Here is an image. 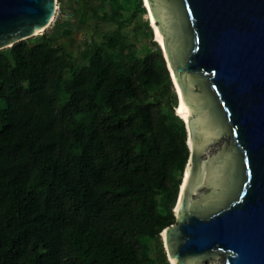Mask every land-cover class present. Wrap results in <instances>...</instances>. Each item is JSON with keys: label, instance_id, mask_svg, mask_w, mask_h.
<instances>
[{"label": "trees", "instance_id": "1", "mask_svg": "<svg viewBox=\"0 0 264 264\" xmlns=\"http://www.w3.org/2000/svg\"><path fill=\"white\" fill-rule=\"evenodd\" d=\"M77 8L114 29L74 54L56 20L0 50V264H170L189 148L163 52L148 20L125 29L142 0Z\"/></svg>", "mask_w": 264, "mask_h": 264}, {"label": "water", "instance_id": "2", "mask_svg": "<svg viewBox=\"0 0 264 264\" xmlns=\"http://www.w3.org/2000/svg\"><path fill=\"white\" fill-rule=\"evenodd\" d=\"M142 1L190 112L175 108L189 157L161 232L167 260L264 264V0ZM56 2L0 0V50L42 34Z\"/></svg>", "mask_w": 264, "mask_h": 264}, {"label": "rangeland", "instance_id": "3", "mask_svg": "<svg viewBox=\"0 0 264 264\" xmlns=\"http://www.w3.org/2000/svg\"><path fill=\"white\" fill-rule=\"evenodd\" d=\"M57 3L60 11H58L59 13L54 14L52 22L48 28H50L54 22H56V20L68 22V27L66 28L64 33L65 35L63 37V43L74 54L77 53L78 48L82 47L88 42L90 37L96 38V32L110 31L114 29V25L110 23L89 20L90 18L85 9L80 13V10L77 8V6L82 4V0H63L61 2L57 0ZM124 14L125 16H128L130 13L125 12ZM145 20L150 22L147 14H143L141 18L136 17V19L132 21L125 29L130 30V28H132L137 22L142 24V22ZM131 36H133L132 33ZM135 46L137 47L138 54L144 56L150 50V40L143 34V32H141L139 33L137 39H135ZM1 107H4V102L0 99V108ZM205 264H209V262L206 261Z\"/></svg>", "mask_w": 264, "mask_h": 264}, {"label": "bare ground", "instance_id": "4", "mask_svg": "<svg viewBox=\"0 0 264 264\" xmlns=\"http://www.w3.org/2000/svg\"><path fill=\"white\" fill-rule=\"evenodd\" d=\"M145 2V5L147 6V8H150L149 7V4L147 2V0H144ZM148 16V15H147ZM150 22L151 24L153 25V28H154V33H155V38L156 40L162 45L164 46V40H163V36L162 34L159 32L158 28H157V24L151 14V18H150ZM174 80H175V84L177 85V82H176V79H175V74H174V71L171 69L170 70ZM177 88H178V97H179V104L177 105V112L179 113V115L186 121H188L189 119V116H190V112H189V109L187 107V105L185 104L184 100H183V97H182V93L177 85ZM188 173V168L186 169V174ZM162 236L165 238L166 234H165V231H162ZM171 262L172 264H175V261H174V258H171Z\"/></svg>", "mask_w": 264, "mask_h": 264}, {"label": "built area", "instance_id": "5", "mask_svg": "<svg viewBox=\"0 0 264 264\" xmlns=\"http://www.w3.org/2000/svg\"><path fill=\"white\" fill-rule=\"evenodd\" d=\"M58 11H60V9H59L58 3L56 2V6H55V13H54V14H57V13H59Z\"/></svg>", "mask_w": 264, "mask_h": 264}]
</instances>
